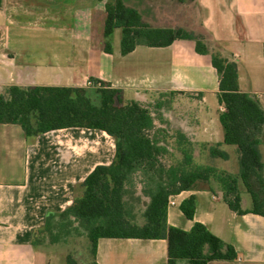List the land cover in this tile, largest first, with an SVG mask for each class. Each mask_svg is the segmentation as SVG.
I'll list each match as a JSON object with an SVG mask.
<instances>
[{
  "label": "crops",
  "instance_id": "0c3cea01",
  "mask_svg": "<svg viewBox=\"0 0 264 264\" xmlns=\"http://www.w3.org/2000/svg\"><path fill=\"white\" fill-rule=\"evenodd\" d=\"M123 1L155 28L203 34L211 51L237 63L239 90L255 96L264 108V0ZM105 5L101 0H2L0 91L12 86L88 88L89 81L97 80L121 90L125 102L145 104L173 96L186 103L185 110L176 112L172 106L163 120L193 143L195 158L219 144L228 159L216 158L218 168L238 175L240 153L225 143L220 122L225 108L211 56L198 54L188 40L162 48L138 46L122 56L121 29L114 31L108 54ZM260 151L264 163V135ZM114 158V139L99 130L68 128L27 137L19 125L0 124V264H68L65 243L47 240L34 246V234L44 227L47 213L70 207L80 184ZM139 189L136 195L147 199L146 210L150 199ZM239 189L242 209L250 210L248 193L241 185ZM192 196L196 210L190 220L181 205ZM126 201L131 223L143 226L145 210L141 221L134 220V206ZM167 223L186 232L203 224L239 255L209 264H264V217L231 210L215 183L170 196ZM96 262L167 264L168 242L101 238Z\"/></svg>",
  "mask_w": 264,
  "mask_h": 264
},
{
  "label": "trees",
  "instance_id": "16d2710c",
  "mask_svg": "<svg viewBox=\"0 0 264 264\" xmlns=\"http://www.w3.org/2000/svg\"><path fill=\"white\" fill-rule=\"evenodd\" d=\"M101 1H106V53L113 52L114 31L121 29L122 56L138 46L162 48L171 46L177 40L193 41L198 54L211 56L212 66L220 77L219 102L225 108L220 122L225 130V143L238 147L239 174L209 168L191 171L180 165L167 168L161 158L167 154L168 148L161 144L160 131L155 124L156 120H162L154 118L137 101L125 102L121 90L100 81L91 80L95 85L102 86L95 90L99 103L91 99V89L88 88L9 87L5 94H0V124L19 125L27 137L68 128L99 130L115 142L113 163L94 169L80 184L82 195L76 196L70 207L61 213H47L44 227L34 234L33 245H41L47 240L53 244L62 243L61 235L52 232V224L59 218L66 222L64 229L74 222L85 229L91 243V264H97V244L101 238L167 240V264H178L180 261L209 264L211 261L238 259L236 249L212 234L203 224L196 223L189 232L170 227L167 208L170 196L190 191L199 181L208 182L215 177L231 210L239 215L264 217V163L260 151L264 135V108L255 96L239 90L237 63L223 57L220 52L211 51L203 34L182 28H155L144 22L140 13L123 0ZM176 1L184 4L195 0ZM161 107V104L157 106ZM178 134L187 144H179V152L186 163L191 164L193 143L181 132ZM218 147L219 144L210 148L211 157L227 160L228 156ZM140 172L150 182L148 189L143 191L150 199L144 212L143 226L131 223L126 201L127 186ZM241 184L251 197L250 210L241 207ZM181 210L193 220L196 198L192 196L183 202ZM39 236L44 237L39 239ZM67 263L77 264L71 255Z\"/></svg>",
  "mask_w": 264,
  "mask_h": 264
},
{
  "label": "rangeland",
  "instance_id": "374dc122",
  "mask_svg": "<svg viewBox=\"0 0 264 264\" xmlns=\"http://www.w3.org/2000/svg\"><path fill=\"white\" fill-rule=\"evenodd\" d=\"M213 52H216V50L213 49ZM97 89L98 88L90 90V97L95 103H99L98 96L95 93V90ZM6 90L7 89L0 91V94H5ZM173 98V96H168L167 98H162V96H160L159 99H156L151 103L142 104V106L146 108L154 118H160L162 120L156 123L157 130L160 131L158 135L159 140L161 141V144L163 146H166L168 148L167 154H165L161 158L162 163L167 168L170 166L180 165L181 167L185 166L187 170L191 171H198V169L204 168L213 169L217 172L222 171L218 168V162L216 161V158L211 157L209 150L204 153L205 155L199 153L196 158L193 157L191 164L186 163V159L179 152L178 145L180 144L183 146H187V144L183 142L184 140H181V137L178 132L175 131V129L171 128L170 124L167 121L163 120V113H168L169 111L173 110L172 106H175L174 111L176 112H181L185 110L186 103L183 100L173 101ZM159 104H161V108H157ZM193 153L195 154V151ZM211 182L215 183L217 186H220L219 182L215 177H211L208 182L199 181L197 184L201 187H209V183ZM149 183L150 182L148 180V177L144 173L140 172L133 176V178L130 180V185L127 186L129 191L127 192L128 194L126 196V200H128V202L132 203L134 206V209L132 210V213H134V220H142L143 211L145 210V204H147V199H142L138 197L142 195L136 194L139 193V188H142L141 190L145 192V188L149 186ZM241 186L243 185L241 184ZM82 192L83 189L78 188L75 194L76 196H80L82 195ZM247 196L251 205V197L248 194ZM131 209L132 208H130V210ZM65 224V221H61L59 218H56V220L52 224L53 234L61 235L62 243H65L69 248V254L73 258H77L76 260L80 264H91V243L88 239L87 232L76 222H74L72 226H69L64 229L63 226ZM45 235L49 236L48 234ZM44 236H39L38 238L41 239Z\"/></svg>",
  "mask_w": 264,
  "mask_h": 264
},
{
  "label": "built area",
  "instance_id": "2783aa9c",
  "mask_svg": "<svg viewBox=\"0 0 264 264\" xmlns=\"http://www.w3.org/2000/svg\"><path fill=\"white\" fill-rule=\"evenodd\" d=\"M87 87L88 88H101L102 86L100 84L95 85L92 81H89Z\"/></svg>",
  "mask_w": 264,
  "mask_h": 264
}]
</instances>
